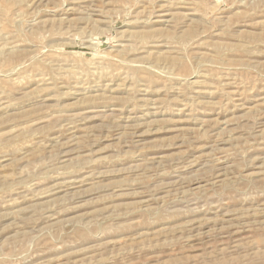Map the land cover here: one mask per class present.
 <instances>
[{
	"label": "rangeland",
	"instance_id": "rangeland-1",
	"mask_svg": "<svg viewBox=\"0 0 264 264\" xmlns=\"http://www.w3.org/2000/svg\"><path fill=\"white\" fill-rule=\"evenodd\" d=\"M0 264H264V0H0Z\"/></svg>",
	"mask_w": 264,
	"mask_h": 264
}]
</instances>
